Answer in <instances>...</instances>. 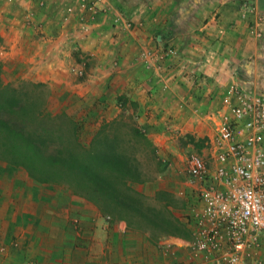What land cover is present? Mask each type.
I'll list each match as a JSON object with an SVG mask.
<instances>
[{
	"label": "crops",
	"instance_id": "1",
	"mask_svg": "<svg viewBox=\"0 0 264 264\" xmlns=\"http://www.w3.org/2000/svg\"><path fill=\"white\" fill-rule=\"evenodd\" d=\"M122 18L139 22L157 20L155 25L160 24L163 37L154 42L145 36L135 39L145 31L121 30L118 22ZM255 20L259 23L252 28ZM155 25L150 24L157 30ZM154 29H149V33ZM138 41L144 50L148 48L151 52L160 49L162 44L178 46L184 55L181 61L190 63L188 67L192 71L212 73L220 83L225 79L235 80L243 89L264 95V0H0L3 67L13 62L26 70L22 78L47 83L56 89L61 87V92H66L61 102L69 96L68 89H82L83 85L86 91L98 88V98L107 96L114 82L110 76L121 71L114 67L116 72L109 73L106 66L114 60L117 64L120 49L128 50ZM204 49H210V59L203 53ZM76 52L96 62V69L91 71L96 75L83 82L66 78L67 68L75 64ZM200 54L205 56L203 60H199ZM125 57L128 61L131 59ZM150 60L154 71L148 72L142 85L156 95L157 91H164L161 87L165 86L170 91L164 92V98L174 100L176 96L186 100L188 95L180 76L168 75L159 80L155 74L164 62L159 63L158 68V63ZM181 64L184 65L175 63L177 73ZM129 67L134 69L135 64ZM165 67L166 64L159 73L166 72ZM120 75L122 79L115 83L121 87L118 97L132 98L136 90L131 91L133 86L129 84L134 79L122 72ZM149 108L145 110L140 106L139 111L150 118L165 110L158 101ZM102 120L107 121V118ZM127 233L125 223L104 217L66 188L32 181L23 169L3 171L0 167V264L196 262V259L189 261L181 250L172 255L163 254L154 252L151 246L141 252L137 236ZM244 264H264V242Z\"/></svg>",
	"mask_w": 264,
	"mask_h": 264
},
{
	"label": "trees",
	"instance_id": "2",
	"mask_svg": "<svg viewBox=\"0 0 264 264\" xmlns=\"http://www.w3.org/2000/svg\"><path fill=\"white\" fill-rule=\"evenodd\" d=\"M3 70L0 61L3 171L19 168L32 181L64 186L104 217L124 222L129 231L191 239L186 225L173 215L178 208L170 206L168 194L158 192L151 199L132 186L149 179L138 159L147 162L154 156L149 139L129 115L120 114L96 126L94 112L80 117L63 106L50 112L45 85L24 80L12 85L3 78ZM188 197L179 201L178 212L191 206ZM152 201L156 207H146Z\"/></svg>",
	"mask_w": 264,
	"mask_h": 264
},
{
	"label": "rangeland",
	"instance_id": "3",
	"mask_svg": "<svg viewBox=\"0 0 264 264\" xmlns=\"http://www.w3.org/2000/svg\"><path fill=\"white\" fill-rule=\"evenodd\" d=\"M156 23L157 20H151L150 22H148V20L145 22H139L137 19L131 20L122 18L119 20L118 25H120L121 30L126 31L133 30L140 32V30L143 29L145 32H143L142 35H137L135 39H141L139 36H145L147 40L151 38V41L154 42V40L160 41V39L157 37L162 36V29H159L160 24L158 23L155 25ZM150 24L155 25V27L157 26V30L152 28L153 26H150ZM149 29H154L153 33H149ZM259 36H256L255 38H259ZM125 37L126 35H123V38ZM120 41L122 42L123 40ZM125 43H127V41ZM142 45L143 44H140L138 41L130 45L128 50L120 49L119 53L121 54V57L120 60L117 61L118 63L116 64L114 60L111 62V64L106 66V69L109 71V73H111L114 67H116V69L121 71L126 77H132L134 79L130 82L131 84H129L133 86L131 91H137H135V93L132 95V98H129V96L118 97L121 87H117V85L119 86L120 84L116 85L115 83L118 81V79H122V77L120 75L121 72L115 73L116 70H113L115 75L113 74V76H110L114 78V82L107 91V96L98 98V88L86 91L83 89L85 88V85H83L82 89L76 88L74 91L68 89L70 92L68 93L69 96L67 94L68 97L66 100H64V102L62 101L63 103L61 105L58 103H60L61 99L66 95V92H61V87L56 89L55 86H48L47 83H35H41L45 85L46 91L49 92L50 102L48 109L50 112H55L60 108V106L65 107L68 112L73 111L78 113V116L80 117L89 111L94 112V114L97 112L98 117L95 120V124L98 125L102 123V119L107 118V120H110L120 114L124 116L129 115L132 118L134 124L149 139L154 156L147 162H145L143 159H138L144 164V166L143 164L139 165V168L144 171L145 174H148L149 179L132 186L141 194L151 199L158 192L168 194L169 196L167 195L168 197H166L169 198L168 200L171 202L170 206L176 209L178 208L179 210V201H183V198L180 197L179 192L182 189V182L185 176L184 158L188 153L191 152H195L205 158L207 152V149L205 148L206 142L213 135V127L211 121L208 118L212 112L218 109L222 93L229 85L231 80L225 79V81L220 83L217 76L211 75L212 73L203 74L192 71V69L188 67V64L190 63H186L183 60L181 61L180 58L181 56L184 58V55H181L180 47H173L176 50V55L171 58L162 59L164 61L162 67L164 64H166V67L164 68L166 72H163L164 74L159 73L160 71L164 70L162 67L159 68V65H157L159 69L157 70L155 76L159 80L160 77L163 78L167 77L168 75L173 78L180 76L179 80L183 81V89L186 91L188 96L186 100H179L174 95V100H168L167 98H164V92L166 93L170 91L169 88L165 86L161 87L164 91L159 90L157 91L158 94L156 95V93H152L146 85H142V80L147 77L148 72L154 71L151 70L150 66V63L152 62L150 60L147 61L143 55L145 50L143 49ZM158 50L159 49L155 48L152 51L155 52ZM209 50L210 49L203 50V53L206 55L207 59H210L212 56ZM125 56H130L131 59L128 61ZM200 56L201 57H199V60H203L205 58V56L202 54H200ZM74 59L75 64L67 68V70H69L68 73L66 72V78L68 80L83 82L86 79H89V76L96 75V72L91 73L92 70L96 69V62L93 61L92 57L80 55L79 52H76L74 53ZM176 62H181L184 64H181L180 72L178 73L174 70L177 68L175 66ZM132 63L135 64L134 69L129 67V65H132ZM4 66L3 78L12 85H16L22 80L30 81L28 79L26 80L22 78L27 73L26 70L21 69L22 67H18L13 62L6 63ZM136 69L138 73L136 72ZM169 70H171L172 73H167ZM175 73L178 75H175ZM149 74L150 76L152 74L154 75V73ZM63 75H65V73ZM133 83L135 84L133 85ZM72 93L73 96L70 95ZM112 94H114V96L110 97ZM153 95H156V97L153 98ZM180 95L183 97L182 94ZM155 101H158V104L161 103L163 108L165 106V110L163 109L161 112L158 111V114L155 113L157 115H152L150 118H147L146 115L141 114V111H139L140 106L146 110V108H149L151 105H153ZM168 102L170 103L169 105L167 104ZM150 109L152 110V108H149V110ZM154 109L157 111V108ZM61 187L65 188L64 186ZM160 196L163 195L161 194ZM188 199H190L192 207L195 199L192 195H190ZM154 201L147 202V206H145L148 208L156 207L154 206ZM178 210H175L173 215L179 219L181 213L178 212ZM130 220L134 225H138V223L135 222V219ZM126 232H128V235L137 236L139 239L138 246L141 252L149 249L152 246L154 252L160 253L162 250L159 243L162 238L171 237L174 239H179L169 235L156 234L155 232L148 230L143 232L138 230L129 231L126 229ZM176 250L177 249H175L174 253ZM253 256H255V254Z\"/></svg>",
	"mask_w": 264,
	"mask_h": 264
},
{
	"label": "built area",
	"instance_id": "4",
	"mask_svg": "<svg viewBox=\"0 0 264 264\" xmlns=\"http://www.w3.org/2000/svg\"><path fill=\"white\" fill-rule=\"evenodd\" d=\"M143 55L159 65L176 50L162 44ZM208 119L213 135L206 156H185L179 192L195 199L179 218L191 239L164 237L159 245L163 254L181 249L189 261L196 259L194 264H244L264 242V95L233 81Z\"/></svg>",
	"mask_w": 264,
	"mask_h": 264
}]
</instances>
